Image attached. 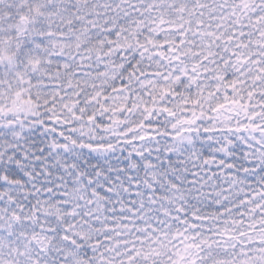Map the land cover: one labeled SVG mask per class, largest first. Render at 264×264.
<instances>
[{
	"label": "snow or ice",
	"instance_id": "snow-or-ice-1",
	"mask_svg": "<svg viewBox=\"0 0 264 264\" xmlns=\"http://www.w3.org/2000/svg\"><path fill=\"white\" fill-rule=\"evenodd\" d=\"M0 264H264V0H0Z\"/></svg>",
	"mask_w": 264,
	"mask_h": 264
}]
</instances>
